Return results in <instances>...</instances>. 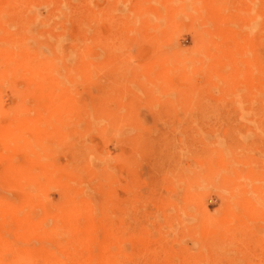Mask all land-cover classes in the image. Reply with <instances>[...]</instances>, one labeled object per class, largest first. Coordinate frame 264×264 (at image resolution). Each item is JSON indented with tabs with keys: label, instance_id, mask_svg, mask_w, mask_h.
<instances>
[{
	"label": "rangeland",
	"instance_id": "rangeland-1",
	"mask_svg": "<svg viewBox=\"0 0 264 264\" xmlns=\"http://www.w3.org/2000/svg\"><path fill=\"white\" fill-rule=\"evenodd\" d=\"M8 57L1 264H264V0H0Z\"/></svg>",
	"mask_w": 264,
	"mask_h": 264
},
{
	"label": "bare ground",
	"instance_id": "bare-ground-1",
	"mask_svg": "<svg viewBox=\"0 0 264 264\" xmlns=\"http://www.w3.org/2000/svg\"><path fill=\"white\" fill-rule=\"evenodd\" d=\"M7 60L4 61V68L1 71L0 74H2L3 76H13L15 70H17V68L19 67H15V63L16 60L11 58L9 59L6 58ZM24 62L28 61L27 59L23 60ZM28 70H30L31 72H34L36 69L34 68V66H30V64L28 65ZM1 77V75H0ZM37 124L35 123H31V122H23L18 124L16 127L12 128L10 125H5V126H1L0 127V137L2 139V141L8 143V144H12L15 141H17L21 136H23L22 134H27L30 131H32L34 128H37ZM26 261H29L30 264H36L34 259H30L29 257L25 258ZM1 264V262H0ZM46 264V263H44Z\"/></svg>",
	"mask_w": 264,
	"mask_h": 264
}]
</instances>
